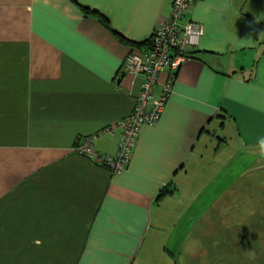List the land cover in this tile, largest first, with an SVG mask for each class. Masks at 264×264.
Masks as SVG:
<instances>
[{"label": "crops", "instance_id": "0c3cea01", "mask_svg": "<svg viewBox=\"0 0 264 264\" xmlns=\"http://www.w3.org/2000/svg\"><path fill=\"white\" fill-rule=\"evenodd\" d=\"M172 2L0 0V264H264V0L188 7L204 33L121 174L75 150L116 151L120 67Z\"/></svg>", "mask_w": 264, "mask_h": 264}, {"label": "built area", "instance_id": "2783aa9c", "mask_svg": "<svg viewBox=\"0 0 264 264\" xmlns=\"http://www.w3.org/2000/svg\"><path fill=\"white\" fill-rule=\"evenodd\" d=\"M195 0H173L170 15L154 29L149 45L142 53L130 52L120 67L121 74L142 75L140 93L132 111L118 120L103 133L120 132L117 149L113 154H96L92 138H80L75 150L88 159H94L111 175L121 174L134 153L143 126L156 124L171 97L176 70L188 57V48L198 43L204 30L194 21L183 22L186 10ZM167 72L164 83L156 92L158 77Z\"/></svg>", "mask_w": 264, "mask_h": 264}, {"label": "clouds", "instance_id": "9594fccd", "mask_svg": "<svg viewBox=\"0 0 264 264\" xmlns=\"http://www.w3.org/2000/svg\"><path fill=\"white\" fill-rule=\"evenodd\" d=\"M259 144H260V148H261V152H260V154H261L262 156H264V139H261V140L259 141Z\"/></svg>", "mask_w": 264, "mask_h": 264}, {"label": "trees", "instance_id": "16d2710c", "mask_svg": "<svg viewBox=\"0 0 264 264\" xmlns=\"http://www.w3.org/2000/svg\"><path fill=\"white\" fill-rule=\"evenodd\" d=\"M149 43H150V42H149V40H148V41H147V42H145L144 44L148 46V45H149ZM136 46H138V45H136ZM188 56H189V55H188Z\"/></svg>", "mask_w": 264, "mask_h": 264}]
</instances>
